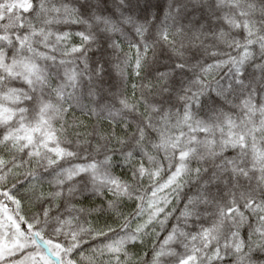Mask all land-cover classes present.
Here are the masks:
<instances>
[{"label":"snow or ice","instance_id":"snow-or-ice-1","mask_svg":"<svg viewBox=\"0 0 264 264\" xmlns=\"http://www.w3.org/2000/svg\"><path fill=\"white\" fill-rule=\"evenodd\" d=\"M0 264H264V0H0Z\"/></svg>","mask_w":264,"mask_h":264}]
</instances>
